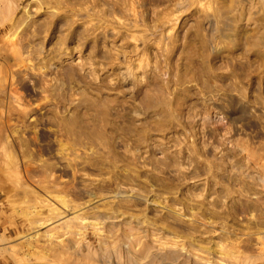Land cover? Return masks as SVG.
<instances>
[{
  "label": "rangeland",
  "instance_id": "obj_1",
  "mask_svg": "<svg viewBox=\"0 0 264 264\" xmlns=\"http://www.w3.org/2000/svg\"><path fill=\"white\" fill-rule=\"evenodd\" d=\"M0 264H264V0H0Z\"/></svg>",
  "mask_w": 264,
  "mask_h": 264
},
{
  "label": "bare ground",
  "instance_id": "obj_2",
  "mask_svg": "<svg viewBox=\"0 0 264 264\" xmlns=\"http://www.w3.org/2000/svg\"><path fill=\"white\" fill-rule=\"evenodd\" d=\"M53 21H54V20H53ZM54 22H55V21H54ZM47 24H48V23H47ZM74 31H75V30H74ZM74 33H75V32H74ZM72 37H73V36H72ZM58 49H59V48H58ZM58 49H57V50H58ZM39 50H40V49H39ZM55 51H56V50H55ZM62 51H63V50H62ZM58 52H59V51H58ZM63 52H64V51H63ZM121 69H122V68H121ZM133 113H134L135 115H137V116H138V115L140 116V112H138V111H136V110H134Z\"/></svg>",
  "mask_w": 264,
  "mask_h": 264
}]
</instances>
